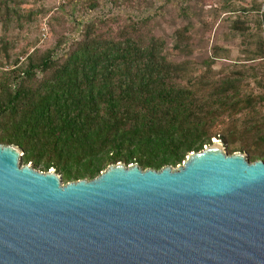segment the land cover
Segmentation results:
<instances>
[{"label": "trees", "instance_id": "1", "mask_svg": "<svg viewBox=\"0 0 264 264\" xmlns=\"http://www.w3.org/2000/svg\"><path fill=\"white\" fill-rule=\"evenodd\" d=\"M189 41V27H181L171 50L187 54ZM259 49L256 58H264V42ZM171 54L162 37L145 35L141 25L113 31L106 21L85 26L59 59L22 53L0 75V143L18 146L22 165L52 169L62 183L90 180L118 162L174 167L215 136L233 153V141L212 132L215 120L255 118L264 80H257L260 93L242 96L236 77L209 82ZM258 138L259 148L239 149L251 160H264V136Z\"/></svg>", "mask_w": 264, "mask_h": 264}, {"label": "water", "instance_id": "2", "mask_svg": "<svg viewBox=\"0 0 264 264\" xmlns=\"http://www.w3.org/2000/svg\"><path fill=\"white\" fill-rule=\"evenodd\" d=\"M0 143V264H264V161L213 142L174 167L96 177L20 165Z\"/></svg>", "mask_w": 264, "mask_h": 264}, {"label": "rangeland", "instance_id": "3", "mask_svg": "<svg viewBox=\"0 0 264 264\" xmlns=\"http://www.w3.org/2000/svg\"><path fill=\"white\" fill-rule=\"evenodd\" d=\"M94 1L95 6L88 5L89 0H1L0 75L22 53L24 58L45 52L53 59L61 58L91 23L106 21L117 31L133 22L142 26L145 35L162 37L172 53L169 57L186 61L190 71L204 80L234 76L242 96L262 91L257 80H264V58H256L255 52L264 42V15L259 12L263 0ZM184 26L189 27L190 36L187 54L171 50L175 31ZM253 113L252 119L244 113L223 114L215 120L212 132L233 141L234 152L242 153L241 145L259 148L253 144L264 136V126L258 125L264 122V102ZM213 142L226 151L217 136L211 138ZM244 153L250 162L256 161Z\"/></svg>", "mask_w": 264, "mask_h": 264}, {"label": "built area", "instance_id": "4", "mask_svg": "<svg viewBox=\"0 0 264 264\" xmlns=\"http://www.w3.org/2000/svg\"><path fill=\"white\" fill-rule=\"evenodd\" d=\"M261 11L264 12V0L262 1V4H261Z\"/></svg>", "mask_w": 264, "mask_h": 264}]
</instances>
